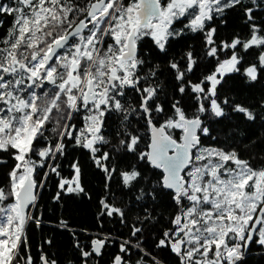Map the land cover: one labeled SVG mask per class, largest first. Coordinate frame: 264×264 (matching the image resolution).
<instances>
[{
	"label": "snow or ice",
	"instance_id": "6c2138e0",
	"mask_svg": "<svg viewBox=\"0 0 264 264\" xmlns=\"http://www.w3.org/2000/svg\"><path fill=\"white\" fill-rule=\"evenodd\" d=\"M252 2L255 4V0ZM237 6L243 8L251 24L250 37L221 42L220 50L238 46L245 51L253 46L264 48V35L259 34L264 29L257 27L253 8L245 7L244 0H130L128 4L123 0H88L84 7L73 0L0 3V14L14 16L13 26L0 39V151H12L17 162L9 173V190L0 188V204L15 198L14 203L0 207V264H20L21 260L23 264H33L31 256L25 259L21 255V249L27 246L26 225L40 223L25 211L36 201L34 190L39 186L33 176L38 165L32 157L52 159L63 155L65 138L96 153L98 142L107 143L101 134L106 115L128 111L118 98L125 96L127 90L139 95V108L151 129L150 150L141 152L139 158L163 170L162 186L173 191L172 198L179 208L171 220L175 227L165 230L156 246L170 248L179 264H237L247 242L254 241L253 232H258V242L264 245V167L253 168L235 150L204 147L198 135V131L209 134V129L202 126L201 114L210 111L217 118L226 115L216 98L217 86H222L226 73L238 71L242 57L233 51L228 59L217 60L215 71L199 83L186 80V72H192L196 65L191 51L186 54L185 71L171 63L170 67L176 70L174 78L180 82L179 93L188 95L191 89L199 94V106L189 118L180 102H174L173 115L159 127L151 118L153 107L155 112L164 111L155 103L159 85L144 86L148 78L139 74L146 63L138 52V42L143 37H152L159 50L166 51L169 39L184 31L176 30L174 21L183 17L188 20L186 29L204 31L208 21ZM216 31L207 29L206 45H214ZM109 39L111 43H107ZM217 53L218 48L212 46L206 55L216 57ZM258 61L264 66V51ZM245 72L250 81L257 80L256 64ZM155 75L150 72V76ZM228 103L227 99L223 101ZM80 110L86 113L85 127L78 129L77 135L75 125L62 121H70ZM233 111L250 121L256 118L252 110L239 104ZM49 124H53L54 145L45 136ZM176 129L181 130V142L170 134ZM125 135L127 139L120 140V144L135 152L140 137L127 132ZM41 140L46 144L37 148ZM169 149H174L172 155ZM108 159V153L101 157ZM43 163L41 160L39 166ZM72 167L73 181L62 180L60 188L67 184L68 192L83 191L79 184L81 170L76 164ZM104 170L109 172L107 167ZM121 176L127 186L140 173L133 169ZM101 204L108 216L119 213L123 217L120 209L110 208L104 201ZM140 232V228H134L132 235ZM103 244V240H93L94 252L99 253ZM135 247L139 248V243ZM121 251H129L128 242L121 245ZM90 255L82 251V256ZM41 259L44 264H56L54 260ZM121 261L117 255L115 264Z\"/></svg>",
	"mask_w": 264,
	"mask_h": 264
},
{
	"label": "trees",
	"instance_id": "16d2710c",
	"mask_svg": "<svg viewBox=\"0 0 264 264\" xmlns=\"http://www.w3.org/2000/svg\"><path fill=\"white\" fill-rule=\"evenodd\" d=\"M123 1L125 4L130 2ZM260 1L261 3H258ZM73 2L84 7L88 0ZM0 3L14 4V0H0ZM244 6L253 8L257 27L264 29V0H255V4L252 0H244ZM0 20L3 21L0 25L2 39L13 26L14 16L0 14ZM187 23L188 20L183 17L174 21L173 27L177 30L181 26L184 31L181 35L169 39L166 51H160L153 39L148 37L140 42L138 52L146 63L139 70V74L148 78L144 81V86L159 85L155 103L164 109L158 113L153 107V124L159 126L171 117L174 112L172 104L176 101L180 102L179 106L189 118L196 114L199 106L196 100L199 94L192 93L191 89H188V95L179 93L180 82L174 78L176 70L170 67L171 63H177L181 71H185L186 54L191 51L196 65L192 72H186V80L199 83L215 71L217 60L227 59L235 51L242 57L237 64L238 71L226 73L222 86H217L216 98L226 115L217 118L210 111L201 114L202 126L209 129V134L198 132L204 147L235 150L239 157L249 161L253 168L264 167V66H260L258 61V56L264 48L253 46L247 51L242 46L234 50L219 48L221 42L231 43L236 37L243 41L250 37L251 24L243 8L237 6L226 9L222 16L208 21L204 31L192 32L185 28ZM208 28L217 29L213 35L214 45L205 43ZM259 34L264 35V31ZM212 46L218 48L216 57L206 55ZM252 64L258 67L256 81H250L245 72ZM153 71L156 75L150 76ZM118 98L128 111H111L106 115L101 134L107 143L98 142L95 145L98 148L96 153L76 144L74 139L65 138L63 155L57 154L52 159L32 157L38 165L33 176L39 186L35 189L37 199L30 215L40 223L37 225L29 222L26 225L24 235L27 246L21 249V255L25 259L31 256L33 264H44L41 257L48 261L54 260L56 264H115L117 255L122 257V261L127 260L131 264H136L137 261H141V264H179L177 255L170 248L156 246L159 239L163 238L164 231L175 227L171 220L178 214L179 208L172 198L173 192L162 186V171L154 168L146 159L139 158L141 152L148 150V118L139 108L140 97L137 93L127 90L125 96ZM225 99L229 101L227 105L223 104ZM237 104L252 110L256 118L250 121L243 114L234 112L233 108ZM85 116L86 113L80 110L70 121L62 123L75 125L74 131L78 135V129L85 126ZM52 127L53 124L48 125L45 136L54 145L56 138L51 131ZM125 132L140 137L135 152L128 151L120 144V140L127 139ZM180 133L179 129L170 130V134L177 141H180ZM45 144L46 141L41 140L36 147L42 148ZM105 153L109 154V159L101 160ZM41 160L44 162L43 166H39ZM16 163L12 151H0V188L6 192L10 188L9 173ZM73 164L78 165L81 170L79 184L83 191L68 192L67 184L64 189L60 188L62 180L73 181ZM52 167H56V172L51 170ZM105 167L109 172H105ZM133 169L138 171L140 176L126 186L121 173ZM72 187H75V184H72ZM101 201L110 208L120 209L123 217L119 213L108 216ZM14 202L15 198L11 197L0 204V207ZM134 228L141 229L136 236L132 235ZM93 240L104 241L97 254L93 250ZM254 241H250L246 249L244 247L243 256L237 264H264V245L258 242L256 234ZM125 242H128L129 251L122 252L121 245ZM138 243L139 248L135 247ZM82 251L91 255L84 257Z\"/></svg>",
	"mask_w": 264,
	"mask_h": 264
},
{
	"label": "water",
	"instance_id": "95a60500",
	"mask_svg": "<svg viewBox=\"0 0 264 264\" xmlns=\"http://www.w3.org/2000/svg\"><path fill=\"white\" fill-rule=\"evenodd\" d=\"M156 126V125H155ZM157 127H159V126H157ZM182 135V134H181ZM174 138V137H173ZM175 139V138H174ZM177 142H181V141H177ZM151 143V129H150V132H149V144ZM148 144V145H149ZM150 149L148 148V150L147 151H149ZM173 152H174V149H169V155H172L173 154ZM147 160V159H146ZM149 164H151L149 161H147ZM154 167V166H153ZM155 168V167H154ZM161 171H162V178H161V181H162V179H163V175H164V173H163V170L162 169H160ZM183 174V173H182ZM167 190H169V189H167ZM35 191V190H34ZM172 191V190H171ZM173 192V191H172ZM34 203L35 202H33V204H31L30 206H29V208H27L25 211L26 212H29L28 210H31V208L33 207V205H34ZM258 227H259V225H258ZM254 235H255V232H253V237H254ZM249 242L250 241H248L247 242V246H248V244H249ZM247 246L245 247V249L247 248ZM97 254V253H96Z\"/></svg>",
	"mask_w": 264,
	"mask_h": 264
},
{
	"label": "flooded vegetation",
	"instance_id": "af4514ba",
	"mask_svg": "<svg viewBox=\"0 0 264 264\" xmlns=\"http://www.w3.org/2000/svg\"><path fill=\"white\" fill-rule=\"evenodd\" d=\"M258 3H261V1L260 2H258ZM143 38H146V37H143ZM142 38V39H143ZM148 38H150V39H152V37H150V36H148ZM142 39L138 42V51H139V45H140V42L142 41ZM112 41L109 39L108 41H107V43H111ZM107 45H105V47H106ZM262 51H264V49L262 50ZM261 51V52H262ZM260 52V53H261ZM260 55V54H259ZM180 134H182V133H180ZM198 135H199V132H198Z\"/></svg>",
	"mask_w": 264,
	"mask_h": 264
},
{
	"label": "built area",
	"instance_id": "2783aa9c",
	"mask_svg": "<svg viewBox=\"0 0 264 264\" xmlns=\"http://www.w3.org/2000/svg\"><path fill=\"white\" fill-rule=\"evenodd\" d=\"M20 264H23V261H20ZM121 264H131V263L127 260H123Z\"/></svg>",
	"mask_w": 264,
	"mask_h": 264
},
{
	"label": "rangeland",
	"instance_id": "374dc122",
	"mask_svg": "<svg viewBox=\"0 0 264 264\" xmlns=\"http://www.w3.org/2000/svg\"><path fill=\"white\" fill-rule=\"evenodd\" d=\"M124 2V1H123ZM181 29V26L179 27V28H177V30H180ZM228 59V58H227ZM225 60V59H224ZM223 61V60H222ZM85 127V126H84ZM214 148V147H213ZM256 235H257V237H258V232H256L255 233ZM258 239H259V237H258Z\"/></svg>",
	"mask_w": 264,
	"mask_h": 264
}]
</instances>
